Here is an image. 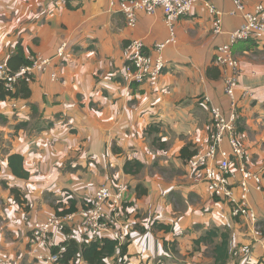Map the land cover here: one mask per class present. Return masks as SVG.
Masks as SVG:
<instances>
[{
	"label": "crops",
	"instance_id": "obj_1",
	"mask_svg": "<svg viewBox=\"0 0 264 264\" xmlns=\"http://www.w3.org/2000/svg\"><path fill=\"white\" fill-rule=\"evenodd\" d=\"M112 1L123 0H0V59L7 60L19 43L27 57L49 58L68 43L66 61L54 64L57 81H52L50 72L38 74L30 84L31 97L17 99V108L9 100L0 101V119L5 121L0 126V264H40L30 253L28 237L36 225L55 214L46 198L50 194L66 202L65 191H69L79 203L92 201L100 187L121 180L130 184L127 213L136 222L124 264H168L176 257L184 258L181 264H214L211 249L188 253L194 240L213 228L230 236L228 264L237 246L263 257L264 40L241 42L234 48L241 69L239 129L248 168L263 176L262 191L253 185L248 197L263 229L261 240L254 239L240 220L242 231L230 205L213 199L203 173L191 170L179 156L189 145L196 153L207 149L213 107L228 114L230 100L215 51L244 25V13L253 12L264 0H240L244 13L236 14L234 0L197 3L178 21L176 43L162 52L167 62L162 75L141 85L127 82L126 47L142 40L147 53L155 56V45L170 38L164 13H141L137 25L129 28L125 16L117 8L111 10ZM207 2L222 13L219 35L213 32L215 17ZM209 68H213L210 75ZM244 91L250 96L241 97ZM151 124H161L165 149L151 145L146 135ZM114 146L120 154L113 152ZM13 153L24 156L29 180L12 175L7 159ZM126 160H139L145 169L136 176L126 175ZM239 180L236 174L233 183ZM3 181L24 194L27 213L2 188ZM137 184L148 190L146 196H137ZM174 197L182 200L183 209L176 207ZM156 221L171 225L174 232L155 230ZM72 231L79 236L78 225ZM53 237L56 242L64 240L59 232ZM175 240L179 254L164 248V241ZM76 264L87 263L79 258Z\"/></svg>",
	"mask_w": 264,
	"mask_h": 264
},
{
	"label": "built area",
	"instance_id": "obj_2",
	"mask_svg": "<svg viewBox=\"0 0 264 264\" xmlns=\"http://www.w3.org/2000/svg\"><path fill=\"white\" fill-rule=\"evenodd\" d=\"M202 0H123L119 3L110 2V8L118 9L127 21L129 28L137 25L141 13L154 15L159 10L164 13V22L169 29L170 38L165 43L155 45V56L146 51L142 40L130 42L126 47L125 76L127 82L145 84L158 79L166 68L163 51L169 44L176 43V25L178 21L188 16L194 6ZM236 11L244 13V5L240 0H234ZM208 11L215 17L213 32L222 33V13L210 3H205ZM244 25L229 34L228 43L219 46L215 51V63L221 68L224 75L225 92L230 100V109L226 114L221 108L211 109L212 130L209 134L208 147L205 151L197 153L191 160L192 168L201 171L204 182L208 183V190L213 199L227 203L231 207L234 218L243 221L251 236L261 240L263 233L256 212L249 205L250 183L257 191H262L261 177L248 168L247 150L244 145V134L239 129V97L237 90L240 84L241 69L234 55V48L241 42L264 40V2L259 4L253 12L244 13ZM68 43L64 42L58 48L54 57L34 55L31 65L22 66L13 72L7 60L0 59V82L7 90H14L16 84L24 80L31 84L38 74L50 72L52 81L58 80V73L54 64L57 61H66ZM250 96L244 91L241 97ZM13 102V108H16ZM228 149L224 148V145ZM111 167L114 168L113 164ZM236 174L240 175L237 185L233 183ZM239 189L238 195L235 190ZM129 185L120 181L113 186H102L95 194L91 205L77 213L65 217L49 216L47 220L36 225L29 234L28 246L35 261L40 264H60L66 246L62 243L77 240L80 243L89 242L98 238H111L117 241V251L128 242L129 235L135 228L136 222L125 210ZM78 225L79 236L74 231L66 234ZM63 235L62 242L54 240V234ZM53 249H57L53 252ZM238 254L235 253V256ZM264 262V256H263Z\"/></svg>",
	"mask_w": 264,
	"mask_h": 264
},
{
	"label": "trees",
	"instance_id": "obj_3",
	"mask_svg": "<svg viewBox=\"0 0 264 264\" xmlns=\"http://www.w3.org/2000/svg\"><path fill=\"white\" fill-rule=\"evenodd\" d=\"M9 68L11 71L15 72L19 70L22 66L31 65V57H27L24 48L21 43L16 47L15 52L7 59ZM218 69L219 66H216ZM221 69V68H220ZM213 68H209V75L212 73ZM32 84V83H31ZM32 95L31 87L29 83L24 80L19 81L14 90H7L4 88L3 84L0 82V101L9 100L10 102H16L17 99H29ZM25 126L26 124H21L16 126V129ZM161 124H151L146 130V135L151 140V145L157 149L163 150L166 148V143L162 142V136L160 133ZM190 145L184 147L180 152V158L190 163L191 160L197 155L196 151H191ZM113 152L115 154H120L121 149L114 146ZM8 166L12 175L19 180H29L30 174L25 169L24 163L25 158L19 153H13L8 157ZM145 169V165L139 160H126L123 166V171L126 175L136 176L139 175ZM1 171V167H0ZM118 183V182H117ZM116 184V183H115ZM1 185L9 191L13 196L15 203L21 207L26 213L29 211V203L25 198L24 194L17 187L9 186L5 181L1 182ZM113 186V185H111ZM130 190V186H129ZM136 194L138 197H144L148 194V190L143 187L142 184H137L135 187ZM66 202L64 199L58 200L57 203L52 202L51 206L54 209L55 215L60 217H65L69 214L77 213L81 209H87L91 202L90 200L79 201L73 197L72 193L65 191ZM53 195V194H50ZM221 202L218 199H215ZM80 204V205H79ZM128 203L125 205V210L127 211ZM129 215V214H128ZM130 216V215H129ZM131 217V216H130ZM132 218V217H131ZM133 219V218H132ZM134 220V219H133ZM135 221V220H134ZM153 228L157 231H163L165 233L174 232V228L171 225L165 224L163 222H154ZM136 229H133V231ZM72 230H66V234L70 233ZM132 231V232H133ZM132 234V233H131ZM131 234L129 235L128 242L120 247V251H117L118 243L111 238H98L96 240H90L89 242L80 243L77 240L65 241L62 244L66 246V252L62 255L60 264H76L77 260L81 258L87 264H124L126 258L128 257L129 246L131 245ZM178 241L173 242L164 241V248L166 251L171 249L177 252ZM203 245L212 246V257L214 259V264H228L230 261V236L228 232L221 231L219 228H213L206 231L202 236L194 240V249H197ZM57 249H53L56 252ZM37 262V261H35ZM38 263V262H37Z\"/></svg>",
	"mask_w": 264,
	"mask_h": 264
},
{
	"label": "rangeland",
	"instance_id": "obj_4",
	"mask_svg": "<svg viewBox=\"0 0 264 264\" xmlns=\"http://www.w3.org/2000/svg\"><path fill=\"white\" fill-rule=\"evenodd\" d=\"M63 62V61H60L59 62V65H61L60 63ZM17 108V107H16ZM5 125V121L1 120L0 119V126H3ZM9 139V138H8ZM4 144H5V141H4ZM188 166L190 167L191 170H194L196 171L195 169L192 168V164L188 163ZM261 177V176H260ZM263 177V176H262ZM261 177V178H262ZM121 181H124V180H121ZM126 182V181H125ZM129 186L130 184L128 182H126ZM205 184V187H206V190L208 192L209 195H211V193L209 192L208 190V183L204 182ZM2 186V185H1ZM3 189H5L3 186H2ZM101 188V187H100ZM253 183H250V190H253ZM98 191V190H97ZM240 190L238 191V195L240 194ZM211 197L213 198V196L211 195ZM47 200H49L48 202L51 204L52 202L54 203H57L58 200H60L61 198H59V196H55L54 194L53 195H49L48 197H46ZM173 201L175 202V205L177 208H179L180 210L183 209V207H185V204L182 202V200H180L178 197H174L172 198ZM225 204V203H223ZM134 219V218H133ZM232 219V217H231ZM237 223H239L241 225V228H242V231H245V227L243 226L242 222H240V220H236ZM247 226V225H246ZM221 231H223L222 229H220ZM226 230V229H225ZM263 231V229H262ZM236 235V233L232 232V236L233 235ZM10 235V234H9ZM237 237V235H236ZM238 238V237H237ZM255 243V241H253ZM238 244V243H237ZM178 245V244H177ZM251 246H253L251 244ZM178 247V246H177ZM205 248H208V249H211L212 250V246L211 245H203L197 249H194L191 251V252H188V253H191L193 254L194 252H202L203 253V250H206ZM172 251V250H171ZM176 251H172L171 253L172 254H179V251L177 250L178 253H175ZM206 252V251H205ZM204 252V253H205ZM252 252V251H250ZM250 252H245L244 250L241 249V247H235L232 251V254H231V262L232 264H264L263 262V257L262 256H257L256 253L254 254L253 253H250ZM235 253H237L238 255L235 256ZM252 254H254V257H256L254 260H252ZM179 256V255H178ZM177 259H175L174 261H170L168 264H173V263H179L181 264L182 262H180L181 260H184V258L182 259L181 257H176Z\"/></svg>",
	"mask_w": 264,
	"mask_h": 264
}]
</instances>
